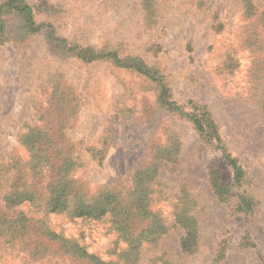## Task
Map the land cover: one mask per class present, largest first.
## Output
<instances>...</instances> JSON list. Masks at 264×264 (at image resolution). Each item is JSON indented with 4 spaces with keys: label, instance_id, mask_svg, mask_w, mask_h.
<instances>
[{
    "label": "rangeland",
    "instance_id": "374dc122",
    "mask_svg": "<svg viewBox=\"0 0 264 264\" xmlns=\"http://www.w3.org/2000/svg\"><path fill=\"white\" fill-rule=\"evenodd\" d=\"M47 1L62 10L59 17L48 19L37 1L28 0L34 9L36 32L28 38L15 35L19 23L14 21L8 34L0 37V161L27 158L18 136L29 125L34 108L46 112L55 104V98L61 99L63 108L76 107L68 115L67 126L72 129L67 130L65 141L82 147L83 165L74 176L91 192L106 188L128 191L134 173L149 165L154 156H159L162 146L168 145V138L174 137L180 147L178 160L166 163L156 178L161 183L157 191L162 199L157 208L166 223L159 256L164 255L174 264H264V198L249 223L244 216H231L227 210L231 206L214 197L209 182V165L221 156L220 151L199 142L185 120L193 105L206 106L230 153L252 174L258 189H264V124L259 122L258 109L250 100L257 88L247 84V68L252 61L261 60L264 50L237 48L242 46L239 40L254 28L264 38V27L258 23L251 26L254 20L243 15L238 0H204L201 11L195 0L161 4L160 26L150 34L140 29L139 9L117 11L109 0ZM251 1L264 10V0ZM215 13L223 23L221 31L214 30ZM122 15L127 21L123 29L119 24ZM51 24L54 35L66 39L70 46L100 47L106 40L115 43L120 38L126 44V54L144 57L164 70L174 113L161 108L154 86L130 70L105 60L85 64L73 55L74 51L51 47ZM117 30L120 37L115 34ZM147 42L160 44V51H148L151 46ZM232 48L238 50L241 66L234 78L224 67L226 54ZM257 70L264 72V65ZM177 108L184 112V118ZM50 111L52 118L56 113ZM52 127L59 129L61 120H54ZM105 142V151L96 155L93 147L102 149ZM184 183L197 203L194 209L199 221L200 249L192 255L181 250L185 231L172 213L174 197ZM17 210L36 215L28 203ZM49 223L54 232L78 240L103 260L117 259L118 251H113L116 234L107 220L71 221L63 215H52ZM245 231L256 243V248L249 251L238 247ZM151 256L146 255L141 264H148ZM29 262L55 264L44 251L33 260L27 252L15 251L14 255H5L0 264Z\"/></svg>",
    "mask_w": 264,
    "mask_h": 264
},
{
    "label": "trees",
    "instance_id": "16d2710c",
    "mask_svg": "<svg viewBox=\"0 0 264 264\" xmlns=\"http://www.w3.org/2000/svg\"><path fill=\"white\" fill-rule=\"evenodd\" d=\"M27 1L0 0V37L4 38L8 34V27L14 21L19 23L15 35L28 38L36 32L34 9ZM35 1L44 8L48 19H56L61 15L62 10L50 5L47 0H32ZM109 1L117 11L139 9L140 29L150 34L160 26L161 4H171L175 0ZM238 1L242 5L243 15L254 20L251 26L254 28L258 23L264 27V10L256 8L251 0ZM194 2L198 11L204 9V0ZM212 19L214 30L221 31L223 23L219 21V15L215 13ZM119 24L121 29L126 27L125 15H122ZM49 28L52 29L49 31L51 47L65 52L74 51L73 55L85 64L105 60L117 68L130 70L143 78L149 86H154L161 108L174 113L175 108L171 107L170 102L171 89L164 70H160L144 57L126 54V44L120 38H117L118 41L113 40L117 41L115 43L106 40L100 47L70 46L66 39L54 35L53 24L49 25ZM115 34L120 37L119 30ZM239 41L242 46L239 44L237 48L248 49L250 52L264 50V38L255 28ZM156 43L147 42L146 45L151 46L148 51L153 49L155 54L158 53L161 45ZM236 51V48H232L226 54L224 64L227 73L233 78L241 68ZM260 59L252 61L247 68V74L250 76L247 84L254 90L257 88L250 100L258 109L259 122L264 124V72L257 70L264 65V56ZM54 103L46 112H41V108H34L29 125L18 136L27 158L24 160L10 157L5 162L0 161V263L5 255H14L15 251L27 252L28 258L32 260L44 251V254L49 253L55 264H141L146 255L152 254L148 264H174L167 261L164 255L159 256L160 237L166 231V223L160 218L157 208L162 199L157 191L161 183L156 181L166 163L178 160L180 147L173 141L174 137L168 138V145L162 146L158 152L159 156H154L149 165L134 173L129 181L132 185L128 191L122 188L115 192L106 188L91 192L74 176L76 169L83 165L82 147L69 140L65 141L67 130L72 129L67 126L68 115L73 113L76 107L66 105L63 108L64 104H61L60 98H55ZM52 109L56 115L51 118ZM192 109L191 113H187L185 120L191 125L199 142L208 148L219 150L221 154L209 165V182L213 195L220 203L231 206L227 208L231 216H244L249 223L264 198V189H258L252 174L230 153L211 111L206 106L196 104ZM176 110L184 118V112L179 108ZM54 120H61L59 129L52 127ZM105 145L106 142L102 144V149H98L99 146L93 147L96 155L105 151ZM85 151L89 152L87 149ZM94 151L90 150L92 153ZM174 198L176 204L172 213L176 223L185 231L180 241L181 250L192 255L200 249L199 221L194 209L197 203L185 183ZM26 203L30 204L37 217L17 210ZM52 215H63L71 221L105 219L110 222V229L117 238L113 245L116 249L113 251H118L115 252L117 259L114 262L105 261L90 253L78 240L54 232L49 225ZM252 239L254 240L252 234L245 231L238 241L240 250L249 251L256 248Z\"/></svg>",
    "mask_w": 264,
    "mask_h": 264
}]
</instances>
